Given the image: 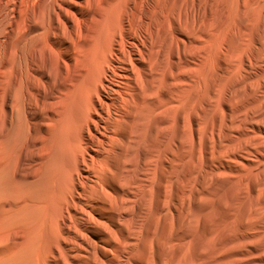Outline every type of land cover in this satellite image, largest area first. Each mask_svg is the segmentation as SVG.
I'll return each mask as SVG.
<instances>
[{"label":"bare ground","instance_id":"bare-ground-1","mask_svg":"<svg viewBox=\"0 0 264 264\" xmlns=\"http://www.w3.org/2000/svg\"><path fill=\"white\" fill-rule=\"evenodd\" d=\"M0 264H264V0H0Z\"/></svg>","mask_w":264,"mask_h":264}]
</instances>
